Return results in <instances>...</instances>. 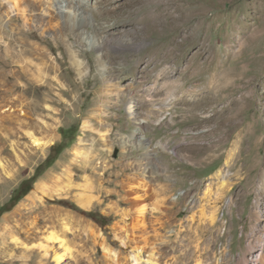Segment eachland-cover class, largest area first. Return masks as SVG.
I'll return each instance as SVG.
<instances>
[{
  "label": "rangeland",
  "instance_id": "obj_1",
  "mask_svg": "<svg viewBox=\"0 0 264 264\" xmlns=\"http://www.w3.org/2000/svg\"><path fill=\"white\" fill-rule=\"evenodd\" d=\"M76 2L66 40L33 27V62L9 58L0 42V225L7 217L12 236L50 249L48 264H57L54 252L65 253L59 264H135L137 247L156 264H264V0ZM39 56L50 69L43 83ZM70 127L75 141L4 211ZM98 129H112L109 141ZM30 130L53 142L35 145ZM86 156L111 168L103 177L82 172ZM69 171L72 183L85 175L93 182L90 204L77 200L82 189H68ZM137 171L148 174L147 190L116 184ZM171 195L177 199L145 217L123 215ZM63 227L68 251L43 240L49 232L64 237ZM1 247L0 264H29L23 251L14 263V250Z\"/></svg>",
  "mask_w": 264,
  "mask_h": 264
},
{
  "label": "bare ground",
  "instance_id": "obj_2",
  "mask_svg": "<svg viewBox=\"0 0 264 264\" xmlns=\"http://www.w3.org/2000/svg\"><path fill=\"white\" fill-rule=\"evenodd\" d=\"M78 6V9H81L80 6L77 4L76 0H0V42L5 45V55L9 58L14 55V58L17 57V60H22L24 63L33 62V58L31 55H33L34 52V41L30 38L36 37L37 34L34 31L33 27H39L41 32L44 33L47 30H51L54 32V34L60 38H63L66 40V29L70 28V26L73 27L76 22V8ZM38 17V18H37ZM11 20H14V22H10ZM23 20L24 25L20 24L19 21ZM16 21V22H15ZM26 27L28 29L26 30ZM25 35V36H24ZM15 42V43H14ZM26 43L31 44V46H25ZM33 43V45H32ZM68 50L70 52L71 58L73 59L76 71L80 77H83L86 74V68L84 67L83 61L79 58L78 50H76L71 42H68ZM16 44V45H15ZM18 44V45H17ZM16 46V47H15ZM13 48V51H12ZM16 52H15V50ZM41 62L43 64L40 65V69L43 70L44 73H40V80L42 83L44 82V79L42 76L44 74L48 73L50 69L46 70L47 68L44 67V65H47L44 57H40ZM41 87H44L45 85H40ZM13 88L20 87V85L13 84ZM130 111H133V109H130ZM195 113V112H194ZM193 114V113H192ZM33 119V118H32ZM206 121V120H205ZM104 122V121H100ZM34 124V123H33ZM33 126V125H32ZM85 126H90V120H86ZM95 128V127H94ZM33 129V127H32ZM112 129L106 131V133H101V131H96L97 134L101 135V141L107 142L109 141L110 137L112 136ZM206 134V133H205ZM27 135L32 139V142L41 147H45L47 144L52 143L53 139L49 140H41L37 136H35V133L33 131H27ZM200 134L199 132L196 134V137H198ZM121 137V136H120ZM123 138V136H122ZM6 139V143H7ZM20 145V140L16 139L14 141L13 147L11 149L14 150L15 154H17V147ZM199 148V145H194L192 148ZM126 148V147H125ZM17 149V150H16ZM3 150H7V145L3 147ZM92 158V159H91ZM82 162V172L88 171L91 169V171L94 173V175H102V177L106 174L108 169L111 167L107 164H103L102 162L97 161L95 158L91 156H86L85 159L80 160ZM76 163V162H73ZM0 165L2 168H5L4 163L0 160ZM141 166V164H140ZM147 168V167H146ZM100 169H102L104 172L100 173ZM128 169H132L131 166H126L124 169H122V173H120V176H123ZM141 170V169H139ZM141 176L136 174V172H133L131 175H129V180H132V182H129L126 179H122L121 183L117 185L120 186H126L129 185V188L126 190L135 191L137 187H144L143 189H148V174H142ZM111 175H115L116 172L112 171L110 173ZM76 173H72L69 171L67 173V178L70 182V188L69 190H73L74 188L82 189V191L76 193V198L78 201L83 203L84 205H88L91 203L92 199L94 198L92 195L85 193L87 190V187L92 186L93 182H90V179L87 175L84 176V179L87 180V182L84 183H72L75 180ZM113 181L115 179H112ZM56 182H59V178ZM110 181L108 180V183ZM41 187V185H38V188ZM91 189V188H90ZM48 193V192H47ZM49 194V193H48ZM159 196V195H158ZM29 198L32 199V202L35 203V197L32 195L29 196ZM144 197L142 195H135L134 199L142 200ZM128 202L136 203V200L129 199V196L126 197ZM168 199H177L176 196L171 195L163 196V197H157L155 199V203L158 204V206L150 207L145 204H141L139 208L137 209H128L126 210L123 215L124 217H132V213H137L138 217H145L147 213L152 212L155 208L157 210H161V206L163 203L166 202ZM137 205V204H136ZM164 205V204H163ZM34 206V205H33ZM9 220H7V217H4V221L0 225V241L3 247H1L3 250L11 249L14 250V252H11L12 255V261L16 263L18 261L19 255L15 251H23L25 253V256L27 257V260L29 264H37L36 258L37 256H40L39 264H48L49 260V250H39L37 251L35 247L37 244L33 246V244L30 246L25 245L24 242H22L20 237L12 236L11 232L13 229V225H10L8 223ZM144 225V223H142ZM136 226V225H135ZM64 228V227H63ZM36 232V230H32L31 233ZM63 236L61 237L54 232H49L47 235L44 236V241L46 243H52L55 241H60L63 246H65V250L68 251L69 248L67 246V240L65 239V236L67 234L66 227L63 229ZM11 238V239H10ZM49 246V245H48ZM44 247V248H45ZM39 249V248H38ZM37 251V253H33L34 251ZM137 252L134 256L135 264H140L142 261L150 262L152 264H156V261L150 257L148 259H145L142 255L145 252V250L142 248L137 247ZM65 253L60 252H54V259L59 264L65 257ZM153 256V252L151 254L149 253V256ZM155 258V257H154ZM11 261V262H12ZM247 261L246 257L244 258V262ZM145 262V263H146ZM246 263V262H245Z\"/></svg>",
  "mask_w": 264,
  "mask_h": 264
},
{
  "label": "trees",
  "instance_id": "obj_3",
  "mask_svg": "<svg viewBox=\"0 0 264 264\" xmlns=\"http://www.w3.org/2000/svg\"><path fill=\"white\" fill-rule=\"evenodd\" d=\"M62 133H63V140L53 146L52 153L44 163H42L37 167L35 174L32 177L22 181L18 190V194L12 195V198L10 199L11 204L9 207L4 206L2 208L4 211L10 210L19 199H21L23 196H25L27 193L30 192V190L32 189V185L37 180V178L40 175H42L43 172L55 162V160L58 158L60 153L65 149V147H67L70 143L74 142L77 137V131L72 127L66 130L63 129ZM88 214L91 215L90 212H88ZM96 215L101 225H106L108 223L104 216H102L101 214H96Z\"/></svg>",
  "mask_w": 264,
  "mask_h": 264
}]
</instances>
